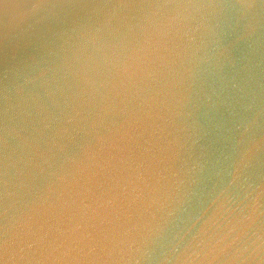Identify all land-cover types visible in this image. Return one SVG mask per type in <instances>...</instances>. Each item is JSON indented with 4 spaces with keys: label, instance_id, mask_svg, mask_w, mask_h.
I'll use <instances>...</instances> for the list:
<instances>
[{
    "label": "water",
    "instance_id": "1",
    "mask_svg": "<svg viewBox=\"0 0 264 264\" xmlns=\"http://www.w3.org/2000/svg\"><path fill=\"white\" fill-rule=\"evenodd\" d=\"M0 264H264V0H0Z\"/></svg>",
    "mask_w": 264,
    "mask_h": 264
}]
</instances>
